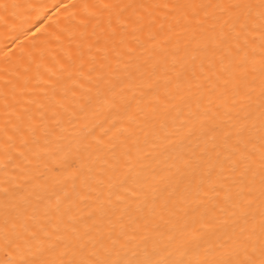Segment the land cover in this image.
Returning a JSON list of instances; mask_svg holds the SVG:
<instances>
[{
  "label": "snow or ice",
  "instance_id": "snow-or-ice-1",
  "mask_svg": "<svg viewBox=\"0 0 264 264\" xmlns=\"http://www.w3.org/2000/svg\"><path fill=\"white\" fill-rule=\"evenodd\" d=\"M29 7L16 0L0 4L5 13ZM55 7L70 13L73 23L65 29L57 26L45 37L50 47L62 53L53 57L59 76L50 87H33L43 74L32 75V66L44 67L49 53L25 52L22 44L14 48L20 36L0 48V168L6 171L15 165L13 152L18 145V155H25L23 149L36 139L39 125L51 119L63 128L66 121L76 133L78 148L87 153L77 152L80 166L69 179L73 187L81 179L88 184L93 171L89 140L95 137L98 113L104 109L105 123L112 121L108 131L122 130L127 134L125 141L138 142L137 133L143 131L124 123L134 111L146 116L145 124L161 121L164 134L154 130L153 139L145 136V143L163 151L143 153L145 159H155L142 162L140 171L119 182L115 195L121 203L114 208L120 210V233L115 226L107 232L99 226L110 212L117 214L101 206L89 213L83 229L72 223L63 234L51 233L49 247L40 249L37 258L27 259L31 253L22 249L31 245L20 243L23 236L16 231L14 214L18 208L5 203L0 247L20 259L9 258L3 264H264V0H60ZM46 19L23 36L39 39ZM4 20L7 23L6 16ZM173 38L177 44L181 39L194 44V53L202 52L205 58L220 57L230 79L223 75L219 79L226 88L231 83L233 95L246 101L227 109L235 111L227 122L218 120L217 106L212 116L208 115L211 109H206L203 116L193 112L178 125L166 123L170 111L180 109L178 99L190 109L185 88L203 87L198 83L202 78L196 75L195 55L192 75L177 69L175 62L167 67L166 49ZM145 45H152L149 58L135 56L148 51ZM123 55L137 61L135 72L113 80L97 71L98 65L111 69L112 58L119 64ZM203 64L202 60L201 68ZM84 77L94 81L95 95L89 89L75 98L76 89L69 85ZM69 91L74 96L70 105L65 103ZM90 116L97 119L89 120ZM46 132L55 135L54 129ZM194 138L195 148L191 147ZM123 155L129 157L131 151ZM222 155L237 164L230 183L212 181L214 161L219 163ZM4 191L5 200L11 199ZM209 192L212 199H207ZM49 214H59L62 221L69 212L58 203L46 209L45 215ZM128 229L140 240L134 248L121 243L128 238ZM29 231L32 239L38 238L39 233ZM57 254L58 258H45Z\"/></svg>",
  "mask_w": 264,
  "mask_h": 264
},
{
  "label": "bare ground",
  "instance_id": "bare-ground-1",
  "mask_svg": "<svg viewBox=\"0 0 264 264\" xmlns=\"http://www.w3.org/2000/svg\"><path fill=\"white\" fill-rule=\"evenodd\" d=\"M12 2L13 0H0V4H11ZM16 2L29 4L31 7L9 9L7 13L4 12L3 8H0V48L10 44L15 36H20L17 45H13L14 48L22 44L25 52L32 50L39 53L43 50L49 53L45 57L44 67L37 70L35 65L32 66V75L43 74V79L38 83L34 82L33 87L38 89L48 88L57 81L59 76V65L53 57H58L62 53L54 46L50 47L45 37L57 26L59 29L71 27L73 21L70 19V13L64 12L63 8L57 9L55 7L60 3V0H16ZM68 2L69 0H65V3ZM5 16L7 17V23L4 20ZM45 17H48V19L41 25V34H38L39 39L32 35L27 38L23 36L25 31L34 27L39 20ZM49 24L53 27L49 28ZM145 47L148 51L142 54L137 52L135 56L143 55L144 59H148L149 52L152 51V45H145ZM194 49L195 45L189 44L184 39H181L177 44L175 38H173L168 43L166 49L167 67H171L175 62L177 69L186 70L189 75H192V61L195 55L196 75L202 78L198 83L203 87L200 89L193 87L191 90L185 88L183 95L188 99L190 109L188 106L181 104L178 99L176 103L180 104L181 107L179 110L170 111L166 123L171 125L175 122L178 125L193 112L203 116L206 109H211L208 115L212 116L217 114V106H219L218 120L227 122L230 115H235L234 110L230 113L227 109L233 108L234 104L238 106L246 101L242 96L236 97L233 95L231 83L226 88L224 81L219 79L221 75L226 79H230L224 65L220 63V57L213 58L209 54L205 58L202 52L199 54L194 53ZM155 51L160 52V49L156 48ZM119 59L121 62L117 64V58H112L111 69H102L98 65L97 71L108 74V79L113 80L122 79L126 72L136 71V60L129 61L127 55H123ZM202 60L204 64L201 68ZM126 65H128L127 68ZM164 69L165 65L162 57L161 74H163ZM85 71H87V66H85ZM112 72L120 74L119 77L111 75ZM168 74L174 75L173 73ZM95 75L94 73V77ZM69 87H75V98L88 94L89 89L92 90L91 94L95 95L96 85L94 81H90L87 77L78 79L74 85H69ZM73 99V93L69 91L65 103L70 105ZM209 101L212 103L209 104ZM104 112H106V109L98 113L99 118L95 128V137L89 140L91 145L89 152L93 153L90 167L93 171L91 172L92 179L88 184H85L81 179L73 187L72 181L69 179L75 168L80 166L77 152L79 151L85 156L87 153H84L82 148H78L74 139L76 133L66 121L63 128L56 127L55 122L51 119L45 124L39 125L36 139L30 140L29 147L23 149L25 155H18L21 151V147L18 145L16 151L13 152V156L17 157L15 165L9 167L6 171L0 168V227L3 226V205L9 203L18 208V212L14 214L17 215L16 231L23 236L20 243L23 245L30 242L31 245L30 248L22 249L25 253H31L26 255L25 258H37L40 249L49 247L47 242L50 234L53 232L63 234L66 225L76 223L77 227L83 229V224L89 222V213L101 206L116 211L117 214L111 216L110 212L108 216L103 218V223L99 226L104 228L106 232L109 228L115 226L116 233H120L118 223L120 210L114 208V205L121 203L115 195L116 192L120 191L119 182L140 171L142 162L151 163L155 159V156L145 159L143 153L155 152L158 155L159 152L163 151V149L153 150L145 143V136L152 140L154 130L161 136L164 133L160 129L161 121H156L154 124H145L146 116L134 111L132 116L124 123L132 127L142 128L143 131L137 133L138 142L125 141L127 134L122 130L112 129L108 131L111 128L112 121L108 120L105 123ZM92 119H97V117L90 116L89 120ZM46 129H54L55 135L48 136ZM106 131H108L107 136H105ZM169 131H172V129H169ZM173 139L178 141L180 137H174ZM155 142L159 143V141ZM200 146H203V142H200ZM191 147H197L195 138L191 142ZM129 150L131 155L124 157L123 154ZM126 165H131V168L126 167ZM253 166L257 167L258 165L254 164ZM235 167H237L235 160H230L227 155H222L219 163L214 161L212 181L227 180L230 183L233 179L232 170ZM205 171L207 174L209 170L206 169ZM129 186L131 187V185ZM219 186V183H217V187ZM5 189H7L8 196L11 198L7 201L5 200ZM121 195L128 196L129 200L134 199L129 193L121 192ZM212 198L213 194L209 192L207 199ZM58 203L63 211L69 212V215H65L62 221L59 214L45 215V211L49 206L54 208ZM132 207L135 209V205H132ZM109 219H111V223H109ZM125 222L127 223V221ZM29 230L39 233L38 238L32 239ZM93 234L95 235V233ZM121 243L130 244L134 248L140 243V240L131 229H128V238L122 239ZM9 258L20 259L18 254L14 255L13 252L6 254L0 247V264H3ZM45 258H58V254L56 256H45Z\"/></svg>",
  "mask_w": 264,
  "mask_h": 264
}]
</instances>
